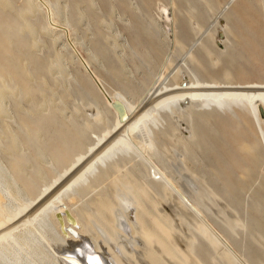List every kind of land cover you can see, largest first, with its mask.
<instances>
[{
  "label": "rangeland",
  "instance_id": "obj_1",
  "mask_svg": "<svg viewBox=\"0 0 264 264\" xmlns=\"http://www.w3.org/2000/svg\"><path fill=\"white\" fill-rule=\"evenodd\" d=\"M158 1L0 0V71L8 70L19 84L25 83L17 86L18 96H13L10 86L16 85V81L9 74H2L6 80L0 78V84L4 81L6 86L2 97L5 110H0V158L7 168L12 167L14 157L30 159L29 164L23 166L26 172L17 178L18 188L23 179L28 178L27 174L36 178L31 169L33 164L34 169L36 164H41L45 172L43 177L36 178L38 190L53 180L64 166H49L53 160L49 147L46 149L49 158L38 157L36 147L28 143L22 125L42 118V125L49 127L45 126L44 131H52V119L56 116L57 128L63 121L72 119L69 125L75 131L76 124L84 125L89 113L99 106L104 119L88 132L76 128L73 133L77 137L73 140L79 139L81 143L76 152L86 150L113 124L114 113L108 106L107 92L121 87L131 92L128 93L130 99H138L168 60L171 65L179 61L187 63L203 80H225L227 74L233 81L252 78L248 74L264 80V0H234L226 5L228 7L224 5L227 0H179V9L174 10L178 9L175 29L180 42L175 46L174 31L166 36L163 27L160 33L153 22L155 19L160 24ZM222 10L229 24V47L220 53L213 45L216 25L212 20ZM8 19L10 26H14L11 35L5 30ZM27 21L33 28L23 26L19 29L18 25ZM199 34H202L201 40L187 52ZM26 69L32 70V78L24 75ZM166 80L172 83L174 76L168 75ZM22 86L29 89V97L23 93ZM201 120L198 123L202 125L203 138L207 136V142L221 145L222 131L218 129V137L216 130H211L207 122ZM162 127L168 129V124L165 122ZM51 131L42 132L41 145L52 143L49 139ZM14 133L18 134V149L12 147ZM9 144L10 152L6 149ZM157 144L166 166L156 163L172 178L176 188L169 184L166 192L165 179L157 177L151 182L145 201L151 209L149 199L154 200L157 215L167 216L172 222L173 232L167 241L175 247L176 256L168 254L156 238L147 245L138 222L128 224V229L117 222V218H131L132 207H128L129 198L124 195L129 187L124 180L134 177L138 184L150 182L147 167L140 162L136 166L133 163L122 166V179L116 181V174L111 173L109 178H101L100 183L98 180L100 185H96L97 193L106 192L118 203L113 213L115 239L93 220L89 225L85 223L83 233L76 240L67 237L66 247L78 249V244L86 238L106 252L111 249L128 264L131 261L133 264H155L147 257V253L152 252L167 264H233L198 228L203 214L210 225L233 236L234 247L247 261L264 264V165L250 166L247 170L237 165L215 164L212 160L215 155L202 150L204 142L201 151L205 154L197 152V156L205 158L197 160L191 152L193 159L189 156L187 159L185 149L193 145L173 133L161 135ZM49 146L54 150L61 148V145ZM22 151L28 154L24 156ZM93 194L83 196L77 209H83L82 202L89 201ZM131 215L134 220V213ZM127 256L133 259L129 260Z\"/></svg>",
  "mask_w": 264,
  "mask_h": 264
},
{
  "label": "bare ground",
  "instance_id": "obj_2",
  "mask_svg": "<svg viewBox=\"0 0 264 264\" xmlns=\"http://www.w3.org/2000/svg\"><path fill=\"white\" fill-rule=\"evenodd\" d=\"M233 1L227 0L224 5H230ZM178 4L179 0H159L157 16L160 24L153 19L160 33H162V27L166 36H169L172 30L174 31V46L180 42V36L176 37L177 29H175L179 17L176 15L179 9ZM176 7L178 9L175 11ZM29 9L31 10L32 7L30 6ZM5 23H7L6 32H10L11 35L14 26H10L9 19L5 20ZM212 23L216 25L213 45L215 51L221 53L229 47V24L226 22L224 10L213 18ZM23 26L33 28L29 21L18 25L19 29ZM220 30L225 32L224 37H220ZM9 34V41H7L10 44ZM201 37L202 34L197 35L194 44L187 49V52L199 43ZM168 61L163 63L161 71L147 84L138 99H130L128 93L131 94V92L121 87L119 90L107 92V103L114 113L113 124L86 150L76 152L81 143L79 139L73 140L76 137L73 133L76 132V128L83 133L88 132L95 123L104 119L103 110L99 106L89 113L84 125L75 123L78 126L75 127V131L71 128L73 126L69 125L72 119L69 120L70 122L63 121L57 128L55 124L57 117L55 116V119L52 117L54 124L49 138L52 143L49 142L48 145L43 142L41 145L39 142L43 141L42 132L46 131V129L44 131L46 125H42L44 122L42 118H33L32 124L22 125V131L26 134L28 143L36 147L35 152L38 157L49 158L46 156L48 155L46 149L49 147L53 158L49 166L61 164L64 166L56 172L53 180L45 183V187L38 190L36 178L43 177L45 172L40 163L35 165V169L33 164L31 169L34 170L36 178L27 174L28 178L23 179L22 186L18 188L17 178L21 173L26 172L23 166L26 163L29 164L30 159L14 157L12 167L7 168L0 158V264H128L124 263L111 249L110 252H106L96 243H89L90 241L86 238L78 244V249L69 250L65 239L69 237L76 240L81 236L85 223L89 225L93 220H97L109 236L115 239L113 213L118 203L114 202L106 192L97 193L96 185H100L101 178H109L111 173L116 174L114 178L116 181L122 179V166L129 163L136 166L139 162L147 167L150 182L145 185L138 184L134 177L124 180L129 187V190L124 191V195L129 198L128 207H132L131 210L128 208L131 218H117V222L125 229H128V224L138 222L143 229L141 236L147 245L156 238L168 254L176 256L175 247L167 241L173 232L172 222L167 216V218H161L157 215L155 211L157 205L154 200L149 199L152 204L151 209L145 201L151 182H154L157 177L165 179L163 187L166 192L169 191V184L176 188L172 178L156 163L159 162L164 168L166 166V160L158 151L157 138H161V135L173 133L176 137L185 138L192 144V148L185 149L187 159H189L188 156L193 159L192 154L197 160L204 159L205 157L199 156L200 153L202 154L201 143L204 142L202 150L215 155L212 159L216 162L215 164L237 165L247 170L250 166L264 165V80H258V77H255L257 75L250 74L248 75L252 78H242L237 81L230 80L229 74L225 80H203L187 63L179 61L171 65ZM1 65L2 63L0 68ZM262 69L264 70L263 67ZM31 71L26 69L23 72L24 75L32 78ZM0 74L1 79L6 80L2 74H9L16 81V85L10 86V89L13 91V96H18L17 86L25 85V83L19 84L16 77L8 70L2 69ZM171 74L174 76V82L168 83L166 78ZM5 88V82L2 81L0 110L3 111L5 108L2 97L5 94ZM22 89L23 93L29 97V89L23 86ZM116 99H119L126 108L128 116L126 120L119 117L118 111L112 105ZM200 119H204L211 130H216V133L219 130L222 131L224 138L220 137L221 145L207 142L209 138L207 136L206 139L203 138L202 125L198 123ZM165 122L168 124V129L162 127ZM17 136L18 134L14 133L11 141L15 149H18L20 145ZM51 144L52 146L61 145V148L54 150L49 146ZM6 149L10 152V144ZM197 152H199L198 156ZM21 154L26 156L28 153L22 151ZM142 158L146 162L144 160L143 162ZM32 193L33 196H30ZM90 193L94 194L89 201L82 202L85 207L77 209L76 205L83 196ZM66 209H69L75 217V223H71L70 218L65 214ZM195 209L202 214L198 207ZM60 212L64 213L63 221L57 217V213ZM133 213L134 220L131 215ZM207 221L206 216L202 214L199 224L196 222L199 225L198 228L206 233L211 243L221 250L220 253L226 256L229 262L251 264L234 247L231 241L233 236L230 233L228 235L220 232ZM127 257L129 260L133 259L132 256ZM147 257L155 264H167L154 252L147 253Z\"/></svg>",
  "mask_w": 264,
  "mask_h": 264
},
{
  "label": "water",
  "instance_id": "obj_3",
  "mask_svg": "<svg viewBox=\"0 0 264 264\" xmlns=\"http://www.w3.org/2000/svg\"><path fill=\"white\" fill-rule=\"evenodd\" d=\"M222 22V20H221ZM219 35L220 37H224L225 36V32L223 30H220L219 31ZM220 45H221V42H220ZM114 108L118 111V114H119V117L122 119V120H126L127 119V114H126V108L124 106V104L119 100V99H116L113 104ZM184 199L186 201H188L185 197ZM65 214L70 218V221L71 223H75L76 219L75 217L72 215V213L70 212L69 209H66L65 211ZM63 215L64 213L60 212V213H57V217L58 219L61 221H63ZM62 217V218H61Z\"/></svg>",
  "mask_w": 264,
  "mask_h": 264
}]
</instances>
